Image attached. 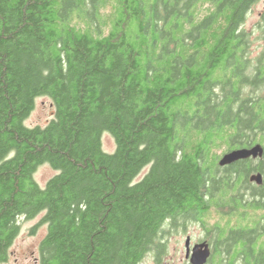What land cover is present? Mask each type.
Here are the masks:
<instances>
[{
    "label": "trees",
    "instance_id": "1",
    "mask_svg": "<svg viewBox=\"0 0 264 264\" xmlns=\"http://www.w3.org/2000/svg\"><path fill=\"white\" fill-rule=\"evenodd\" d=\"M255 2L0 0V264L39 213V264L159 261L191 222L206 264H264V185L247 180L264 162L218 163L264 142V49L249 59L243 25ZM40 96L53 117L28 126Z\"/></svg>",
    "mask_w": 264,
    "mask_h": 264
},
{
    "label": "rangeland",
    "instance_id": "2",
    "mask_svg": "<svg viewBox=\"0 0 264 264\" xmlns=\"http://www.w3.org/2000/svg\"><path fill=\"white\" fill-rule=\"evenodd\" d=\"M264 9L263 0L256 2L246 18L244 25L247 33L251 36L250 42L253 55L257 53L258 46L261 45V40L255 36L258 34L259 28L262 27V19L260 13ZM54 105L48 96H40L35 98V105L24 123L28 126L44 125L51 117H53ZM102 149L107 153H112L115 150V142L113 137L108 132H103L101 135ZM148 167L142 169L138 178L147 171ZM56 173L48 164L39 165L33 177L36 182L44 187L46 181ZM42 213H39L31 219L20 218L19 233L15 237L12 245L9 248L8 260L1 264H33L34 256H37L38 245L46 233V225L39 223ZM186 235L191 237V245L193 243L207 240L206 232L197 222H191L186 227L171 231L167 235L166 251L157 261L152 255L146 256L139 264H190L185 258V238Z\"/></svg>",
    "mask_w": 264,
    "mask_h": 264
},
{
    "label": "water",
    "instance_id": "3",
    "mask_svg": "<svg viewBox=\"0 0 264 264\" xmlns=\"http://www.w3.org/2000/svg\"><path fill=\"white\" fill-rule=\"evenodd\" d=\"M262 146L256 144L251 148H240L225 153L219 160L220 165L229 164L241 158L249 156H257L262 154ZM251 179L260 182V174L252 175ZM211 254L210 245L207 241L195 243L190 247V238L185 239V258L188 259L190 264H206Z\"/></svg>",
    "mask_w": 264,
    "mask_h": 264
},
{
    "label": "flooded vegetation",
    "instance_id": "4",
    "mask_svg": "<svg viewBox=\"0 0 264 264\" xmlns=\"http://www.w3.org/2000/svg\"><path fill=\"white\" fill-rule=\"evenodd\" d=\"M260 0H257V2H259ZM256 3V2H255ZM254 3V4H255ZM253 4V5H254ZM252 5V6H253ZM263 5H264V0H263ZM250 11H251V8H250V10L248 11V13H247V16H248V14L250 13ZM247 16H246V18H247ZM263 16H264V9L262 10V12L260 13V17H261V19L263 18ZM245 23H246V19H245V22H244V24L243 25H245ZM262 23H263V21H262ZM264 28V26H263V24H262V27L261 28H259V31H258V34L255 36L256 38H258V40H261V45L260 46H258V50H257V53L255 54V55H253V50L251 49V46H250V42H252L253 40H252V38H251V36H253V35H250V34H248L249 35V45H248V47H247V49H248V57H249V59L251 60V61H253V62H255L256 61V59L261 55V52H262V50L264 49V43H263V40L262 39H260V35H261V29H263ZM247 31V30H246ZM262 92H264V88L262 89ZM256 144H260L261 146H262V154L261 155H257V156H249V157H247V158H241V159H238V160H235V161H233V162H231V163H229V164H224V165H220V166H223V167H226V166H229V165H231V164H233V163H236L237 161H240V160H247V159H252V160H254L255 162H258V161H263L264 162V142H260V141H257V142H252L251 144H247V145H242V146H240V147H236V148H232V149H230V150H228V151H226V152H224L221 156H220V158L225 154V153H227V152H230V151H232V150H235V149H240V148H251V147H253L254 145H256ZM220 158H219V160H220ZM219 163V162H218ZM257 174H260V176H261V181L260 182H257V181H255V180H253V179H251V177H252V175H257ZM247 180H248V183L251 185V186H263L264 185V174L262 173V172H260V171H252V172H250L249 174H248V176H247ZM244 193V192H243ZM249 194L247 193V196H248ZM246 196V195H245ZM226 210V209H225ZM189 224V223H188ZM187 224V225H188ZM187 237H189L190 238V247H192L195 243H193L192 245H191V237L189 236V235H186V238ZM185 238V239H186ZM202 241H207V240H202ZM202 241H199V242H202ZM199 242H196V243H199ZM208 242V241H207ZM8 260V259H7ZM6 262V261H5ZM5 262H3V263H5ZM33 264H39V258H38V253H37V256H34V260H33Z\"/></svg>",
    "mask_w": 264,
    "mask_h": 264
}]
</instances>
